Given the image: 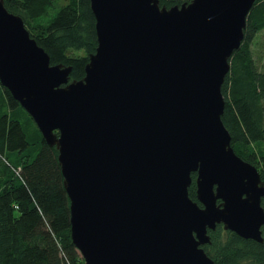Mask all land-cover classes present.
<instances>
[{"label":"water","instance_id":"1","mask_svg":"<svg viewBox=\"0 0 264 264\" xmlns=\"http://www.w3.org/2000/svg\"><path fill=\"white\" fill-rule=\"evenodd\" d=\"M90 1L98 48L70 81L0 0V81L59 152L86 264H215L218 225L264 243V181L222 119L257 0Z\"/></svg>","mask_w":264,"mask_h":264},{"label":"trees","instance_id":"2","mask_svg":"<svg viewBox=\"0 0 264 264\" xmlns=\"http://www.w3.org/2000/svg\"><path fill=\"white\" fill-rule=\"evenodd\" d=\"M4 1L9 12L23 19L52 65L72 67L70 81L85 78L98 48L90 0ZM160 1L171 8L191 0ZM262 31L264 0H257L223 85L222 119L232 147L256 168L264 167V70L253 43ZM58 157L57 148L47 144L33 118L0 81V264H86L72 240L71 202ZM192 178L189 195L198 201L197 173ZM209 235L211 243L203 248L215 264H264V243L222 226Z\"/></svg>","mask_w":264,"mask_h":264},{"label":"rangeland","instance_id":"3","mask_svg":"<svg viewBox=\"0 0 264 264\" xmlns=\"http://www.w3.org/2000/svg\"><path fill=\"white\" fill-rule=\"evenodd\" d=\"M60 3L65 4L68 0H58ZM253 51L258 62L259 67L264 70V31L260 32L254 40ZM83 54V53H80ZM257 169L261 175L264 176V167L257 165Z\"/></svg>","mask_w":264,"mask_h":264},{"label":"flooded vegetation","instance_id":"4","mask_svg":"<svg viewBox=\"0 0 264 264\" xmlns=\"http://www.w3.org/2000/svg\"><path fill=\"white\" fill-rule=\"evenodd\" d=\"M264 200V199H263ZM218 226H222V225H218ZM223 227V226H222ZM218 228V227H217ZM264 228V227H263ZM223 229H224V227H223ZM225 230V229H224ZM215 231V230H214ZM226 231V230H225Z\"/></svg>","mask_w":264,"mask_h":264}]
</instances>
